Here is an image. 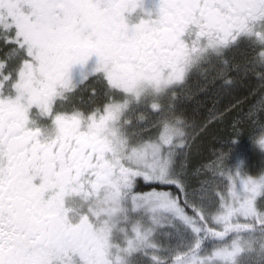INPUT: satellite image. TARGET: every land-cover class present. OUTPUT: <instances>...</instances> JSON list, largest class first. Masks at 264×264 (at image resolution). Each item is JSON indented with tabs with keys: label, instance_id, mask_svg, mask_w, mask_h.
<instances>
[{
	"label": "snow or ice",
	"instance_id": "6c2138e0",
	"mask_svg": "<svg viewBox=\"0 0 264 264\" xmlns=\"http://www.w3.org/2000/svg\"><path fill=\"white\" fill-rule=\"evenodd\" d=\"M194 75L255 82L195 162L224 113L187 115ZM48 192L85 216L80 264H264V0H0V264H44Z\"/></svg>",
	"mask_w": 264,
	"mask_h": 264
},
{
	"label": "flooded vegetation",
	"instance_id": "af4514ba",
	"mask_svg": "<svg viewBox=\"0 0 264 264\" xmlns=\"http://www.w3.org/2000/svg\"><path fill=\"white\" fill-rule=\"evenodd\" d=\"M56 196L55 192L45 194L44 200L52 201L53 206L45 213L35 235L24 233L25 242L44 258V264H80L76 248L88 242L81 229L85 216L78 202L72 199L65 202L63 196L58 199Z\"/></svg>",
	"mask_w": 264,
	"mask_h": 264
},
{
	"label": "trees",
	"instance_id": "16d2710c",
	"mask_svg": "<svg viewBox=\"0 0 264 264\" xmlns=\"http://www.w3.org/2000/svg\"><path fill=\"white\" fill-rule=\"evenodd\" d=\"M254 83L255 82L253 81L249 84L248 87L241 88L231 94L221 93L217 89L216 96H218V99L220 101L219 104L216 105L214 101L208 102L207 108L205 107L198 114H196L195 110L192 111V103L194 101L193 99L185 102L184 107L186 109V113L196 124L203 122L204 119L209 116L208 107L213 108L214 106H216L214 111L224 113L222 119H218L216 122L210 123L208 127L204 131H202L199 137L195 140V143L192 145L194 162L210 157L215 150H217L226 143L228 135L231 131V122L233 118L237 115L239 108L234 109L230 112H225V109L230 104H234L236 100L243 99V97L247 96L248 89ZM256 101L257 97L255 95L248 96V99L244 101L243 106L246 108L248 104L256 103ZM243 154L244 150L243 148H240L237 150L236 153H234V158H240L243 156Z\"/></svg>",
	"mask_w": 264,
	"mask_h": 264
},
{
	"label": "rangeland",
	"instance_id": "374dc122",
	"mask_svg": "<svg viewBox=\"0 0 264 264\" xmlns=\"http://www.w3.org/2000/svg\"><path fill=\"white\" fill-rule=\"evenodd\" d=\"M204 87H205L204 82L201 79L199 80L194 79V81L190 80L188 85L184 89L186 91V94L192 97L194 100L192 103V106H193L192 111L195 110L196 114L200 113L202 109H204L205 107L207 108L208 102L214 101L216 105L219 104L220 102L218 99V96H216L217 88L207 87L206 91L201 92L200 89ZM208 108L210 112V110L214 111L216 106H214L213 108L212 107H208ZM77 254L79 255V253ZM57 257H60V256L58 255ZM49 260L53 261L54 259L48 258V261Z\"/></svg>",
	"mask_w": 264,
	"mask_h": 264
}]
</instances>
